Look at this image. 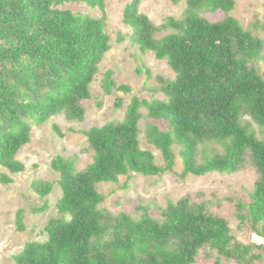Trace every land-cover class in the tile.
I'll list each match as a JSON object with an SVG mask.
<instances>
[{
	"label": "trees",
	"instance_id": "obj_1",
	"mask_svg": "<svg viewBox=\"0 0 264 264\" xmlns=\"http://www.w3.org/2000/svg\"><path fill=\"white\" fill-rule=\"evenodd\" d=\"M185 3L179 18L167 17L160 25L140 12L141 0L125 6L123 23L132 30V43L166 61L175 77L157 78L163 99L133 97L121 121L83 132L92 153L84 170L77 169L74 158L52 160L62 191L56 205L60 216L48 221L47 240L27 242L13 257L15 264H195L201 251L215 254L217 264L221 259L264 264V242H239L210 201L168 200L157 208V218L145 207L138 218L101 207L105 198L99 185L132 174L174 172L176 148L183 178L253 168L248 209L238 204L237 217L264 241V74L259 69L264 17L245 28L231 16L235 0ZM68 4L97 8L102 16L61 8ZM105 8V0H0V168L24 171L16 156L30 143L34 126L59 114L84 120L83 103L91 99V84L111 50ZM215 13L224 18L204 17ZM113 76L112 71L103 74L105 95L130 93ZM115 106L122 108L123 100ZM53 129L61 135L56 125ZM142 135L159 151L163 165L141 148ZM12 182L0 169V184ZM31 187L41 198L53 191L50 182L34 181ZM47 209L46 202L33 212ZM23 220L19 210L18 231L24 230Z\"/></svg>",
	"mask_w": 264,
	"mask_h": 264
},
{
	"label": "rangeland",
	"instance_id": "obj_2",
	"mask_svg": "<svg viewBox=\"0 0 264 264\" xmlns=\"http://www.w3.org/2000/svg\"><path fill=\"white\" fill-rule=\"evenodd\" d=\"M131 0H105L107 16V33L110 37L111 50L105 55L100 72L91 84V99L85 101L86 110L82 122L71 120L65 114L51 118L40 127L34 126L31 141L16 156V160L25 166L23 172L11 174L0 168L13 182L9 185L0 184V264H15L13 257L21 252L27 242L43 243L47 240L45 227L51 218L59 217L57 202L62 197L58 185L59 175L53 171L51 162L54 158H74L78 170H84L92 162V153L87 150L88 143L84 131L92 127H101L111 121H121L133 97L139 99H163L158 92V77L173 80L174 72L166 61L155 58L151 52L143 54L139 47L131 41L132 30L123 23V11ZM236 7L231 16L248 28L256 19L264 17V0H235ZM186 7L185 0L174 3L172 0H141L140 12L147 15L151 21L160 25L167 17L179 18ZM62 9H68L76 14H88L100 18L99 9L89 8L83 4H68ZM211 22L224 18L221 13L204 16ZM146 69L151 77L146 75ZM259 69L264 74V59L259 62ZM139 70L141 73H139ZM114 73L117 86L125 85L130 93L114 92L107 96L102 88L103 74ZM123 100L122 108L117 109L116 101ZM143 110V114H145ZM166 129L164 121L159 122ZM60 131L57 134L53 126ZM144 126V121L141 127ZM143 150L151 151L159 165H163L162 157L153 146L141 136ZM177 155L174 172L162 176H144L132 174L130 177H120L118 183L99 185V192L105 201L102 208L113 215L121 212L133 218H138L142 207L149 210L152 217H159L157 208L166 206L168 200L177 201L190 196L192 202L207 200L213 204L212 211L224 218L230 225L235 238L244 244L264 241L258 237L249 224H243L237 217V205L242 204L247 212L248 193L254 187L256 173L252 167L246 166L233 175L211 173L203 177L182 174V164ZM34 181H44L53 184V191L47 198H41L32 190ZM201 196V197H199ZM47 202L48 209L42 213H34V209L42 207ZM24 211V230L18 231L16 213ZM217 257L208 251H201L195 264H217ZM219 264H235L221 259Z\"/></svg>",
	"mask_w": 264,
	"mask_h": 264
}]
</instances>
